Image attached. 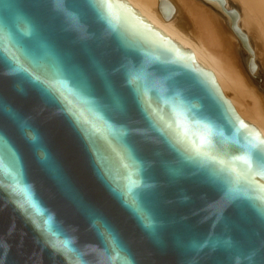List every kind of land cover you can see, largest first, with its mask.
I'll return each mask as SVG.
<instances>
[{"label":"water","instance_id":"1","mask_svg":"<svg viewBox=\"0 0 264 264\" xmlns=\"http://www.w3.org/2000/svg\"><path fill=\"white\" fill-rule=\"evenodd\" d=\"M0 264H264L255 123L124 0H0Z\"/></svg>","mask_w":264,"mask_h":264},{"label":"bare ground","instance_id":"2","mask_svg":"<svg viewBox=\"0 0 264 264\" xmlns=\"http://www.w3.org/2000/svg\"><path fill=\"white\" fill-rule=\"evenodd\" d=\"M143 23L215 69L240 121L264 141V0H124ZM240 47L244 55H241ZM260 72L261 82L255 79Z\"/></svg>","mask_w":264,"mask_h":264},{"label":"clouds","instance_id":"3","mask_svg":"<svg viewBox=\"0 0 264 264\" xmlns=\"http://www.w3.org/2000/svg\"><path fill=\"white\" fill-rule=\"evenodd\" d=\"M13 195L17 194V189H11ZM23 202L16 201L18 209L22 214L30 219L34 228L49 239V244L55 251L73 250V245L69 237L56 228L55 214L42 205L37 198L34 188L23 182L21 192Z\"/></svg>","mask_w":264,"mask_h":264},{"label":"rangeland","instance_id":"4","mask_svg":"<svg viewBox=\"0 0 264 264\" xmlns=\"http://www.w3.org/2000/svg\"><path fill=\"white\" fill-rule=\"evenodd\" d=\"M240 52H241V55H244V53H243L244 51H243L242 47H240ZM255 75H256L255 76V79L260 83L261 82L260 81L261 80V74H260V72H256Z\"/></svg>","mask_w":264,"mask_h":264}]
</instances>
